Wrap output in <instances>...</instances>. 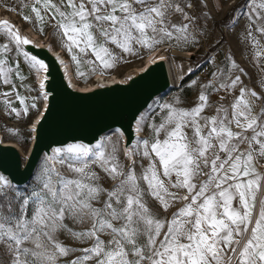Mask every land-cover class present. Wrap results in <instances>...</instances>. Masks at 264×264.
I'll return each mask as SVG.
<instances>
[{
    "label": "snow or ice",
    "instance_id": "snow-or-ice-1",
    "mask_svg": "<svg viewBox=\"0 0 264 264\" xmlns=\"http://www.w3.org/2000/svg\"><path fill=\"white\" fill-rule=\"evenodd\" d=\"M25 7L33 15L23 19L40 31L50 26L82 78L83 64L93 66V74L100 67L103 75L123 54L139 56L143 49L155 63L152 53L159 47H195L209 35L190 0H30ZM243 8L241 17L232 16L234 27L247 19L246 39L259 60L264 46L254 32L264 35V0H249ZM0 34L6 37L0 85L11 86L0 93L2 103L16 118L30 109L38 113L36 101L50 95L49 65L26 50L32 41L9 21L0 22ZM20 55L44 74L30 104L13 80L25 79ZM211 63L215 70L200 83L193 106L181 107L178 96L154 101L136 119L132 147L121 150L112 137L54 147L30 188L0 173V264H61L62 258L63 264H264V88L257 93L244 84L245 70L232 55L225 54L223 67ZM191 83L195 88L198 82ZM13 92L22 110L13 106ZM40 123L37 118L32 130ZM145 129L147 138L141 137ZM66 221L89 227L74 231ZM64 232L89 246L64 245ZM76 251L82 255L66 259Z\"/></svg>",
    "mask_w": 264,
    "mask_h": 264
},
{
    "label": "rangeland",
    "instance_id": "rangeland-1",
    "mask_svg": "<svg viewBox=\"0 0 264 264\" xmlns=\"http://www.w3.org/2000/svg\"><path fill=\"white\" fill-rule=\"evenodd\" d=\"M241 0H195V11L193 15L200 16V23L204 25L209 35L204 37L200 43H197L195 47L184 46L183 48L179 46L169 47L168 44L159 47L166 48L168 53L167 60L170 67V75L172 80L171 91L167 95L160 97L166 98L169 101L173 97H180L183 103L181 107L190 108L193 106L194 101L199 92V85L202 82H207L211 78V73L215 70V66L211 61L214 60L215 64H221V61L224 60L225 54H229L235 57L236 62L245 70V75L242 76L244 84L249 89H254L257 93L261 92V89L264 88V57H261L259 60L255 59L254 46L249 39H246L247 33L244 32V27L247 23V19H241L239 24L234 27L236 21L232 18L228 24H224L227 17L230 15L235 17H241L242 9L244 5L248 3L249 0H246L240 8L238 4ZM183 3V1H182ZM30 4V0H0V13L8 15L12 19V24L16 27L17 24L22 27L24 31H33L36 33L40 39L46 41V44H50L52 48L56 51H62L63 54L69 61L72 63L75 78H77V83L81 86L90 85L96 79L94 76L100 74L101 68L98 67L97 71L93 74L91 68L93 66L88 64H83L81 66L82 71L87 75L86 77H81L77 74V66L74 61L71 60V54H69L62 46L58 38L53 37L52 28L50 26H45L43 31L39 30V26L36 23H29L23 19L24 16H32L33 14L30 11V7H25V5ZM207 4V7L203 5ZM201 13L207 14V19L205 20L204 16ZM229 19V18H228ZM228 21V20H227ZM1 22V21H0ZM216 23H219L216 24ZM226 25V26H225ZM256 39L260 42L259 36L254 32ZM6 42V37L0 34V43ZM175 45V42H172ZM260 45L264 46L262 43ZM110 47H113L110 45ZM26 50H29L31 54L36 55L38 58L39 55L36 52L34 46L27 47ZM113 51L117 55H121L119 49L113 47ZM149 53L145 50H140L139 56H128L123 54V59L111 70H104L102 76H112L117 77L118 79H125L127 81L132 80L136 70L143 67L146 64ZM143 57V58H141ZM12 59V63L9 64V67L15 68V59ZM19 59V68L21 69L22 75L25 77L23 82L16 76H13V80L16 84V92L21 96L27 97L25 103L30 104L32 102L31 98L39 95V82L38 75L34 69H31L27 60L20 55ZM89 59L94 60V56H89ZM98 66V62H96ZM42 75V74H41ZM101 75V74H100ZM196 80L198 83L195 88L192 87V81ZM32 89V91H29ZM5 91H11V86L5 87L0 85V93ZM13 101V106L18 110L23 109V105L19 103V100L16 99V93L13 92L9 97ZM158 98V99H160ZM157 99V100H158ZM217 97L213 96L212 100L215 101ZM3 97L0 96V137L5 140V142L15 144L21 149L23 155V162L26 161V158L29 156V152L33 143V132L31 130L32 125L35 121V117L39 114L35 110L30 109L27 116L22 115L20 118H16L14 114L9 115L7 109L2 103ZM37 107L40 109L44 104L43 99L36 101ZM154 102H152L153 105ZM41 110V109H40ZM150 110V109H149ZM149 112V111H148ZM145 114V116L148 114ZM208 115L213 114L211 111L207 113ZM189 134H191L189 132ZM149 136V131L147 129L142 132V136L147 138ZM106 137H112L113 141L116 143L117 148L122 150L124 146V138L120 136V133L112 132ZM120 159L122 162H126L121 152ZM43 162H39L36 167L35 174L28 184L21 186V188L31 186V182L35 179L36 174L40 171ZM147 162H145L146 166ZM261 165H264V161H260ZM56 168L60 169V165L57 164ZM261 172H264V168L260 167ZM62 172L68 174L66 169H61ZM99 172L100 170L97 169ZM140 171L139 164L137 165V172ZM0 173L6 174L4 171ZM70 175V174H69ZM103 177V173H101ZM105 187L111 188L112 182L107 178L102 179L101 181ZM262 193H257L258 200L261 198ZM180 204H177L171 211H175ZM169 212V217L171 215ZM68 227L74 231H80L82 228H87L89 225L85 224L83 226L73 224L71 221H66ZM102 239L107 240L108 237H102ZM59 240L67 246L75 247L82 249L83 247L89 246L88 244L83 243L82 241L74 239L69 233L64 232L59 236ZM80 251H76L73 256H69L66 259L71 260L75 256H81ZM63 264V258L61 261Z\"/></svg>",
    "mask_w": 264,
    "mask_h": 264
},
{
    "label": "water",
    "instance_id": "water-1",
    "mask_svg": "<svg viewBox=\"0 0 264 264\" xmlns=\"http://www.w3.org/2000/svg\"><path fill=\"white\" fill-rule=\"evenodd\" d=\"M36 52L49 65L51 80L48 90L53 96L48 110L25 162L19 149L12 146L0 148V171L14 176L20 186L31 181L44 153L57 144L92 142L117 127L132 142L135 138L134 120L169 87L165 68L162 63H157L141 74L137 81L130 80L129 84H117L90 94L74 93L70 91L54 57L49 52L42 55L38 49Z\"/></svg>",
    "mask_w": 264,
    "mask_h": 264
},
{
    "label": "bare ground",
    "instance_id": "bare-ground-1",
    "mask_svg": "<svg viewBox=\"0 0 264 264\" xmlns=\"http://www.w3.org/2000/svg\"><path fill=\"white\" fill-rule=\"evenodd\" d=\"M9 21L10 23L12 22V19H10V17L8 15H5V14H2L0 13V21L3 22V21ZM18 27H16L15 25V28H17L20 33L23 35V36H26L28 37L32 43L25 46V48L29 47L30 45H33L35 46L36 49L39 50V52L41 53V55L45 52H49L55 59V62L58 64L59 66V69L60 71L62 72L65 80H66V83L70 89L71 92H74V93H84V94H90L92 93L93 91H97V90H107V88L109 87H112V86H115L117 84H129L131 83L132 81H137V79L140 77L141 74H143L144 72H146L149 68H151L152 65H155L157 63H162L164 68H165V73L167 75V84L169 85V87L167 88V92H165L164 94L156 97L154 99V101H156L158 98L160 97H163L165 95H167L168 92H170L171 90V87H172V80H171V75H170V67H169V64H168V60H167V56H168V53L166 51V48H161L159 50H157L155 53H152L153 57L155 58V63H150L149 60L147 59L146 61V64L141 67V68H138L135 72V74L133 75L134 77L132 78L131 82L130 81H127V80H121V79H118L117 77H110V76H102L100 74H97L95 75L94 77L96 78L93 83H91L90 85H85V86H81L77 83V78H75V75H74V70H73V66H72V63L69 61V59H67L65 57V55L63 54L62 51H56L54 48L51 47L50 44H46L45 42L46 41H43L42 39H40V37L34 33L33 31H24L22 29L21 26H19L17 24ZM163 56L164 59H160V57ZM61 61H64V63L62 64ZM42 75H38L37 79H38V82H40V79H42ZM49 76V79L46 81V90L50 92V95H49V99L48 101H44V104L41 106V110L39 112V114L35 117V120L37 118H41V121L45 115V107L48 108L49 106V103H50V100L53 96V93L48 90V86H49V81L51 80L50 78V75L47 74ZM153 101V102H154ZM152 104H150L149 106H151ZM150 108H148L147 110L141 112L138 117L136 119H139L141 117V115H145L148 111H149ZM136 119L134 120V123H133V126H132V129H133V136L135 137L132 142L129 143V140L128 138L126 137L125 133L121 130V128L117 127V128H114L110 131H108V133H105V134H102L100 136H98L97 139H94L92 142H87V141H78V142H83V143H89V144H95L97 142V140H100V139H103L105 138L106 136H108V134L112 133V132H115V133H123V138H124V146H122V149L125 148V147H132L135 142H136V139H137V136H136V133H135V128H136ZM35 122V121H34ZM40 124L36 127V130L33 131L32 128V132H33V143H32V146H31V149L33 148V145L36 141V134H37V131H38V128H39ZM141 136H142V133H141ZM0 148L2 147H8V146H12V147H15L16 149H19L20 153L22 154L21 152V149L19 147H17L15 144H11V143H8V142H5V140H3V138L0 137ZM68 143H73V142H68ZM57 146H62L61 144H57L53 147L50 148V150L48 152H45L44 153V156L41 160V162L44 161V158L47 154L50 153L51 149L54 148V147H57ZM30 149V151H31ZM264 168V167H263Z\"/></svg>",
    "mask_w": 264,
    "mask_h": 264
},
{
    "label": "trees",
    "instance_id": "trees-1",
    "mask_svg": "<svg viewBox=\"0 0 264 264\" xmlns=\"http://www.w3.org/2000/svg\"><path fill=\"white\" fill-rule=\"evenodd\" d=\"M246 0H241L240 1V3L238 4L240 7H241V5L245 2ZM229 18V19H228ZM232 19V15H230V17H227V19H226V21L225 22H222V23H226V24H228V22L230 21ZM228 20V21H227ZM216 24H218L219 25V23H216ZM226 26V25H225Z\"/></svg>",
    "mask_w": 264,
    "mask_h": 264
},
{
    "label": "crops",
    "instance_id": "crops-1",
    "mask_svg": "<svg viewBox=\"0 0 264 264\" xmlns=\"http://www.w3.org/2000/svg\"><path fill=\"white\" fill-rule=\"evenodd\" d=\"M257 2L259 3L260 0H257ZM248 3H249V1H248ZM248 3H247V4H248ZM244 4H245V3H244ZM257 36H259V38H260V43H262V44L264 45V35H261V34L257 33Z\"/></svg>",
    "mask_w": 264,
    "mask_h": 264
},
{
    "label": "built area",
    "instance_id": "built-area-1",
    "mask_svg": "<svg viewBox=\"0 0 264 264\" xmlns=\"http://www.w3.org/2000/svg\"><path fill=\"white\" fill-rule=\"evenodd\" d=\"M183 0H181V3H182ZM194 1L195 0H190L191 3H193L194 7H195V4H194Z\"/></svg>",
    "mask_w": 264,
    "mask_h": 264
}]
</instances>
